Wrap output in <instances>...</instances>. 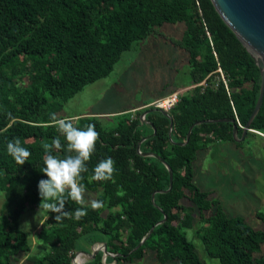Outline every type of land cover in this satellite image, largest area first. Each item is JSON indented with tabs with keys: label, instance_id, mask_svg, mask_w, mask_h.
I'll return each instance as SVG.
<instances>
[{
	"label": "trees",
	"instance_id": "obj_1",
	"mask_svg": "<svg viewBox=\"0 0 264 264\" xmlns=\"http://www.w3.org/2000/svg\"><path fill=\"white\" fill-rule=\"evenodd\" d=\"M177 22L185 25L180 44L188 53L190 74L197 84L206 79L208 86L182 93L168 116L149 107L145 121L139 118L142 111L134 118L124 113L111 128L96 117H67L78 128L93 124L99 133L79 183L97 195L102 207L93 210L65 193V211L71 216L56 221L46 208L47 218L35 234L36 244L46 250L30 254V234L20 229L19 219L41 204L37 184L47 179L41 172L42 145L59 136L62 147L52 154H74L67 152L50 114L64 119L59 116L64 105L107 77L123 52L155 27ZM218 68L226 84L217 81ZM259 87L255 61L211 0H0V191L6 206L0 213V264H72L78 252L92 254L100 244L109 253L105 260L100 250L83 264H120L147 253L159 264H204L186 233L196 220L206 253L220 264H264V232L227 215L193 182L199 151L215 142H234L233 126L241 136ZM250 129L264 135V97ZM14 138L31 152L23 165L7 153ZM108 157L115 162L113 178L93 181L95 166ZM159 159L172 170L168 192L169 172ZM214 207L215 214L204 215ZM77 209L87 214L76 219ZM257 217L264 220L262 213ZM80 262L77 256L74 264Z\"/></svg>",
	"mask_w": 264,
	"mask_h": 264
},
{
	"label": "rangeland",
	"instance_id": "obj_2",
	"mask_svg": "<svg viewBox=\"0 0 264 264\" xmlns=\"http://www.w3.org/2000/svg\"><path fill=\"white\" fill-rule=\"evenodd\" d=\"M185 25L181 22L164 23L155 27L144 39L121 54L113 71L77 93L65 105L59 116L67 118L96 117L107 128L116 124L118 116L134 111L145 112L149 103L182 91L191 92L198 84L188 66V53L181 40ZM215 82V81H214ZM75 121L76 118H73ZM252 131L242 141L215 142L197 154L193 182L210 198L218 200L223 211L231 217H241L254 230L264 232V135ZM97 195L84 191L80 201L90 205ZM4 195L0 191V213L5 210ZM216 207L205 211L215 214ZM196 217L199 213L196 212ZM47 218L46 208H29L19 219L20 229L30 234V254L42 255L45 248L36 244L35 234ZM198 220L187 230L188 239L204 264H220L210 257L200 240ZM264 255V245L261 249ZM257 255V254H255ZM24 260V256L21 261ZM120 264H159L153 253ZM167 264H179L172 261Z\"/></svg>",
	"mask_w": 264,
	"mask_h": 264
},
{
	"label": "clouds",
	"instance_id": "obj_3",
	"mask_svg": "<svg viewBox=\"0 0 264 264\" xmlns=\"http://www.w3.org/2000/svg\"><path fill=\"white\" fill-rule=\"evenodd\" d=\"M9 118L11 113H8ZM51 122L57 127L59 133L67 142V152L74 153L60 158L52 154L53 149H61L59 136L54 138L51 143H44L45 150L43 168L41 172L47 179L38 181V194L41 198L40 207L49 209L55 213V220L70 217L71 213L65 211V193L67 197L75 201L83 199L85 187L79 183L81 174L88 171L86 162L91 158L95 151V145L99 138V133L95 130V125L88 124L83 128L74 126L70 118L58 119L54 113L50 114ZM7 153L13 160L23 165L31 156V152L23 147L19 138H14L7 143ZM115 162L111 157L100 160L95 166L91 179L93 181H107L113 178L115 172ZM102 201L92 200L93 210L102 207ZM87 212L84 209H77L75 218L80 219Z\"/></svg>",
	"mask_w": 264,
	"mask_h": 264
},
{
	"label": "water",
	"instance_id": "obj_4",
	"mask_svg": "<svg viewBox=\"0 0 264 264\" xmlns=\"http://www.w3.org/2000/svg\"><path fill=\"white\" fill-rule=\"evenodd\" d=\"M211 2L215 10L218 12L219 16L222 18V20L234 32V34L237 36L240 42L248 50V52L250 53L251 57L255 61L260 71V87H259L258 99L256 101L251 116L249 117L247 123L243 127V131L240 137H238L237 127L233 126V131H232L233 139L236 142H240L245 138L247 132L253 131L250 129V125L254 120V118L256 117V115L258 114L264 97V0H211ZM146 114L147 112H143L141 116L145 117ZM164 114L168 116L167 113ZM225 121L233 122L232 120H207L204 122L215 123V122H225ZM145 123L148 124L147 122ZM195 124H199V123H195ZM192 127L193 126L189 128L186 140L184 143H182V145L187 144ZM171 130H172V123L170 124L169 136ZM154 133L155 130L153 129V134ZM146 138L148 137H145L144 140ZM143 155L156 157L152 153H146ZM159 160L162 163H164L162 159ZM165 166L169 172V178H170V187L166 191L168 192L172 188L173 176H172L171 168L166 164ZM165 220L166 217L164 216L161 222ZM152 231L153 228L150 230V232L146 237H148ZM146 237L142 239V241L134 249V251L140 248L142 243L145 241ZM100 250L103 252V260H105V258L109 255V253L107 252L106 245L100 244L93 248L92 254H88L84 251L78 252L73 258L72 264H74V260L77 256L81 257L80 264H83L87 259L93 258L96 255V253Z\"/></svg>",
	"mask_w": 264,
	"mask_h": 264
},
{
	"label": "built area",
	"instance_id": "obj_5",
	"mask_svg": "<svg viewBox=\"0 0 264 264\" xmlns=\"http://www.w3.org/2000/svg\"><path fill=\"white\" fill-rule=\"evenodd\" d=\"M217 72L219 73V77H217V81H223L224 84H226V79L224 77V74L221 70V68L217 69ZM207 82L206 79L201 81L197 86L192 87V88H196V87H201L202 90L203 88L207 87ZM182 94V91H177V92H173L169 95H167L166 97L162 98V99H158L153 101L150 106L153 107L156 110H159L163 113H167L169 114V112L177 105V103L180 100V96ZM141 121L145 120L144 116L140 117Z\"/></svg>",
	"mask_w": 264,
	"mask_h": 264
},
{
	"label": "crops",
	"instance_id": "obj_6",
	"mask_svg": "<svg viewBox=\"0 0 264 264\" xmlns=\"http://www.w3.org/2000/svg\"><path fill=\"white\" fill-rule=\"evenodd\" d=\"M151 103H152V102H151ZM151 103H149V104H151ZM135 112H137V111H134V112H133L134 115H135ZM141 115H142V114H141ZM141 115H140V116H141ZM140 116H139V118H140ZM72 117H73V118H76L77 116H72ZM134 117H135V116H133V118H134ZM146 131H148V130H146ZM152 131H153V130H152ZM152 135H153V132H152ZM146 137H149V136H146Z\"/></svg>",
	"mask_w": 264,
	"mask_h": 264
},
{
	"label": "bare ground",
	"instance_id": "obj_7",
	"mask_svg": "<svg viewBox=\"0 0 264 264\" xmlns=\"http://www.w3.org/2000/svg\"><path fill=\"white\" fill-rule=\"evenodd\" d=\"M80 263H81V262H80ZM80 263H79V264H80Z\"/></svg>",
	"mask_w": 264,
	"mask_h": 264
}]
</instances>
